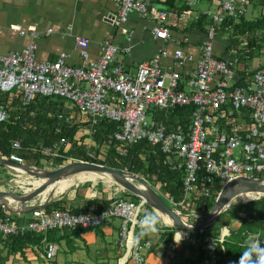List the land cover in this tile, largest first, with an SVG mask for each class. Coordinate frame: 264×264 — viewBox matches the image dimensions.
Masks as SVG:
<instances>
[{
  "label": "built area",
  "instance_id": "obj_1",
  "mask_svg": "<svg viewBox=\"0 0 264 264\" xmlns=\"http://www.w3.org/2000/svg\"><path fill=\"white\" fill-rule=\"evenodd\" d=\"M114 1L118 4L117 13L105 17L118 26L127 24L132 14L144 16L150 10L149 0ZM201 1L189 0L188 3L196 5ZM250 5V0H219V10L200 12L209 15L213 23L199 47L200 56L195 68L187 79L183 78L181 69L193 61L194 56L181 47L173 51L171 63L164 62L169 50L162 48L150 59L138 63L135 72H131L120 60V48L111 38L104 40L101 54L91 59L89 39L77 37L85 64L76 66L68 62L69 54L65 51L55 60L39 59L35 41L41 35L39 29L35 25L26 28L19 24L11 25L20 34L30 33L34 40L19 51L0 53V97L15 90L21 91L23 106H28L39 95L61 97L71 101L82 115L91 119L92 128L88 127L90 133L99 121L111 119L121 124L114 136L121 144L134 145L145 140L161 145L169 155L173 169L183 170L181 199L174 200L162 194L184 219L198 223L206 215L194 206L200 188L201 195L209 199L218 181L223 182L224 186L227 181L237 177H257V174L264 172V65L248 74L251 79L245 84H238L235 69L238 58H218L215 50L219 26L228 15L237 20L246 16ZM200 13L195 14V18ZM168 17L167 9L159 11L156 23L151 28L155 38L165 41L171 38ZM122 30L127 33L128 42H131L133 32L126 27ZM52 31L49 28L46 34ZM130 49L131 46L123 50ZM182 84L184 86L181 88ZM185 105L196 107L189 126L185 128L179 124L170 128L160 112ZM243 109L249 110L250 122L240 115L232 129L221 126L220 120L227 116L235 120V115L241 114ZM56 115L60 121L73 120L62 109ZM10 119L8 105L2 99L0 122ZM62 145L68 148L63 139L53 148L31 147L27 150L52 158L55 166L63 160H82L67 156L61 151ZM12 147L15 151L8 158L24 164V156L19 153L23 149L21 141L13 140ZM19 186L32 189L34 181L26 179ZM121 191L124 189L116 188L117 193ZM259 197L254 195L252 198ZM111 199L109 206L92 214L61 209L48 212L44 206L45 200H41L32 210L31 219L14 220L12 216L0 215V236L25 231L93 228L119 218L120 243L125 249L123 257H127L124 264H176L169 260L151 261L148 254L153 249L152 238L142 242V236L135 233L137 228L151 226L148 218L151 209L148 205L142 199L136 202L124 196ZM230 234L226 225L217 236H196L176 231L175 239L179 241L177 243L187 241L189 245L202 247L204 255L196 264H218L221 255L226 253L224 242ZM252 242L264 247L257 236ZM59 249L58 243H49L45 249V259L53 260Z\"/></svg>",
  "mask_w": 264,
  "mask_h": 264
},
{
  "label": "trees",
  "instance_id": "obj_2",
  "mask_svg": "<svg viewBox=\"0 0 264 264\" xmlns=\"http://www.w3.org/2000/svg\"><path fill=\"white\" fill-rule=\"evenodd\" d=\"M175 2L176 0H166L165 5L170 9L175 8ZM250 2L255 5L264 6V0H250ZM176 10L180 13V9ZM212 23L209 15L200 13L198 18L192 20L190 28L202 30L206 35ZM177 29L180 28L176 26L172 27L174 31H177ZM261 29H264V15L252 20L247 19L246 16L237 20L228 15L218 28L216 40L220 36L227 35L229 42L228 50H234L235 52H231L232 56L238 58L239 62H243L247 59H253L255 57V50L264 43V36L257 34L258 30ZM244 43L247 45L244 46ZM217 57L223 58L219 54H217ZM252 73L253 71H248L244 75L248 76V74ZM247 81L240 79L238 84H245ZM183 86L184 84L181 85V88ZM65 101L61 97L39 95L28 106H23L21 102L13 103V109L10 108L12 113L10 121L0 122V156L8 158L15 151L12 147L13 140L19 139L23 145V149L19 150V153L24 156V163L26 165L39 166L44 159V155L36 151H28L27 148H53L64 139L67 142L68 148L62 145L61 151L66 153L67 156L93 162L100 160L99 163H103L109 167L139 174L152 185L160 186L163 191L162 193L168 198H173L174 200L181 199L183 194V170L173 169L169 163V155L162 150L161 145L152 144L145 140L134 145L121 144L114 138L115 133L120 129V123L111 119L99 121L93 126L91 133L83 134L82 128H92L89 117H86L87 119L79 117L71 122L60 121L58 119L56 113L60 109H65ZM195 109L194 105L177 106L169 110L166 115L164 114L163 118L172 128L179 124L187 128ZM240 115H243L246 122L251 121L249 110L243 109L241 114L235 115V120L227 116L220 120L219 123L223 128L230 130L236 126L237 117L240 118ZM88 137L92 139L93 148L96 153L95 158L88 154L90 148V144L86 142ZM0 176L8 178L7 167L0 165ZM257 177L264 178V172L257 174ZM99 184L101 187L103 186L102 183ZM222 186L223 182L218 181L213 187L214 191L212 197L209 199H205L201 195L202 189L200 188L194 206L206 214L214 205ZM73 190L79 191V187ZM129 195L131 200L136 202L140 200V197L132 193ZM84 202L82 207L73 206L71 204L73 201L68 196H62L48 202L46 210L52 212L55 209H61L74 213L85 212L92 214L96 212L95 209L91 208L92 205H97V211H100L111 203L110 200L100 197L85 198ZM152 212L155 218L149 219L151 226L143 229L137 228L136 232L142 235V242L153 235L158 236L159 239L153 244V248L162 242L166 244V247H169L174 241L176 229L169 225L160 227L158 215L153 210ZM0 215L12 216L14 220L25 219V215L12 213L3 207H0ZM225 215L226 217L222 218L223 220L219 219L223 216L220 215L206 231L193 233V235L217 236L220 234L222 227L233 223V228L229 226L231 234L224 242L226 253L221 255V260L218 264H238L241 255L249 247L255 236L259 237V240L264 245V195L246 202L234 204L233 209L227 210ZM100 226L93 228L75 227L64 229L63 231L59 229H49L45 232L25 231L6 237L0 236V243L7 250L4 256H0V264H7L8 255L17 254L18 252L23 253L29 246H37L46 252L45 249L49 243L60 244L62 241H65L66 244L74 248L72 244L75 238H80L83 233L98 229ZM99 233L104 236L101 231ZM166 237L168 238L166 239ZM190 246L193 251L196 249L195 246ZM196 252V257L192 256L176 264H196L197 260L203 257L204 251L202 247H198Z\"/></svg>",
  "mask_w": 264,
  "mask_h": 264
},
{
  "label": "crops",
  "instance_id": "obj_3",
  "mask_svg": "<svg viewBox=\"0 0 264 264\" xmlns=\"http://www.w3.org/2000/svg\"><path fill=\"white\" fill-rule=\"evenodd\" d=\"M165 1L166 0H149L150 10L146 15L140 16L138 14H132L127 24H124V26H118L113 24L105 17V15L113 16L117 13L118 4L114 0H0V53L19 51L34 40L30 33L20 34L17 30L13 29L11 25L19 24L25 28L29 25H35L41 32V35L35 39L37 43V56L41 60H55L62 51H65L69 54L68 62L70 64L82 66L85 64V61L80 54V48L76 41L77 37L89 39V51L91 59H95L101 54L104 40L106 38H111L120 48V60L123 62L125 68L131 72H135L138 63L150 59L162 48H167L169 50V56L164 59V62L171 63L173 60V51L176 48L181 47L186 52H189L194 56V60L181 69L183 78L187 79L194 70L195 64L200 56L199 47L206 39V35L204 32H202V30H193L190 28V24L197 13L205 10H219V0H203L196 5L189 4V0H176L175 8L171 9L165 5ZM162 9H167L169 12L168 24L171 31V38L166 41L155 38L151 33V28L156 23L158 13ZM176 9H180V13ZM174 26L177 28L179 27L180 29L174 31L172 30V27ZM124 27L133 32L131 42H128L127 33L123 32L122 30ZM49 28H52L53 31L50 34H46V30ZM215 44L217 54L228 59L234 57L232 56L231 52L235 51L228 50L229 42L227 35L220 36L219 39L215 41ZM130 46L131 49L129 51L123 50L124 48ZM262 64L263 63L260 60L254 62V58L251 60H244L243 62L238 61L235 64V69L237 72L236 79L238 80L237 82H239L240 79L249 81L251 79V75L247 76L244 75V73H247L248 71H254ZM22 96L23 95L21 91L15 90L6 94V96H1V99L7 103L9 112L11 113V109H13V103L15 104L21 102L22 104ZM62 112L68 116H71L73 120L79 117L87 119L80 111H78L75 105L68 100L65 101V109H62ZM167 113L168 110L160 112V116L164 121L165 119L163 116H165ZM166 124L168 125V123ZM82 129H84L83 134H88L90 132L89 128ZM86 142L90 144L88 154L91 156V150H93L92 139L88 137ZM44 161H46L48 164V166L45 168H43L44 166H41L42 162ZM68 161L72 160H63L61 164ZM42 162L39 166H31L43 169H52L56 167L52 158L44 156ZM18 175L14 173L11 175L10 170L8 169V178H2L0 176V187L6 189L7 186L11 184L19 186L27 179L20 174ZM34 183L39 184L41 182L40 180H36ZM112 185V183H110V185H103V188L99 186V183L94 185L92 184V187H85L83 185L85 188L82 186L79 188V191H76L77 189L73 190L69 193L68 197L73 201V203H71L73 206L81 207L82 204L85 203V198L100 197L111 201V198L119 193L115 192L114 195H108L107 191H111ZM41 200H45L44 206L46 207L48 202L54 200V198H51L48 195L46 197H40L33 200L23 208L33 210L38 204H40ZM92 207L98 206L92 205L91 208ZM95 210L97 211V208ZM28 213L30 214L20 215H25V219H31L32 211ZM120 229L121 219L113 218L107 223L98 227V229L85 232L80 238H75L72 244L74 248H72L71 245L66 244L65 241H62L60 244H58L60 247L62 245L68 246L70 248V252L74 255H83V257H86L85 247L81 242H84L85 245H89V243H94L99 238L104 243H110L113 239H115V237L118 238ZM99 231H101L104 236L100 235ZM135 233L138 232L135 231ZM150 238H152L154 243H156V241L159 239L156 235H153ZM116 242L118 243L117 249L120 247L122 250H124L120 240ZM173 242H175V244ZM173 242L168 248H166L165 243H160L150 251L148 258L151 261L174 260L175 257L173 258L171 246H173L174 249H177V253L174 250L177 256L181 255L186 259L192 256H197V247H195L196 249L193 251L191 247H180L183 243H177L175 240ZM160 246H163L165 255L160 253ZM166 249L168 250L166 251ZM44 253L45 252L37 246H29L24 250L23 253L18 252L17 254L8 255V264H57L51 261H54L58 254L53 260L47 261L44 257ZM128 264L133 263L129 262Z\"/></svg>",
  "mask_w": 264,
  "mask_h": 264
},
{
  "label": "water",
  "instance_id": "obj_4",
  "mask_svg": "<svg viewBox=\"0 0 264 264\" xmlns=\"http://www.w3.org/2000/svg\"><path fill=\"white\" fill-rule=\"evenodd\" d=\"M0 165L29 180H40L41 182L39 184L34 183L32 189H23L21 187L22 192L0 188V194H10L16 197L14 200H0V207L17 214H25L32 211L23 207L37 198L46 197L50 188H53L59 181L82 173L106 174L113 185H117L125 191L140 197L148 206L153 208L158 216H161L160 213H162L169 217L171 220L170 223H167L169 226L177 231L189 233L206 231L224 211L228 210L235 198L245 194L264 195V178L249 175L237 177L224 184L214 205L200 222L190 223L167 202L165 196L157 188L148 183L143 177L99 162L73 160L52 169H43L31 165L18 164L9 158L0 156ZM252 199L250 198L247 201Z\"/></svg>",
  "mask_w": 264,
  "mask_h": 264
},
{
  "label": "rangeland",
  "instance_id": "obj_5",
  "mask_svg": "<svg viewBox=\"0 0 264 264\" xmlns=\"http://www.w3.org/2000/svg\"><path fill=\"white\" fill-rule=\"evenodd\" d=\"M263 15H264V6H259V5H255L254 3H252L249 6L246 18L249 19V20H252V19L259 18V17H261ZM257 34L259 36H264V29L258 30ZM243 45L245 46L247 44L244 43ZM257 60H260L264 64V43L260 47H258V49L255 50L254 62H256ZM91 152L96 157V153H95V149L94 148H93V150H91ZM41 166H44L43 168H45L46 166H48V164H47L46 161H44V162H42ZM47 168H50V167H47ZM10 173H11V175L13 173L15 174V172H13L11 170H10ZM136 175H138V174H136ZM76 177H78V176H73L74 183H75L73 186L64 187V188L58 190L56 193L54 191H52V192H50L47 195L49 197H51V198L56 199V198H59V197H62V196H68L69 193L72 192L73 189H75L76 187L80 188L83 185H86L85 187H88V186L92 187V184L94 185V184H97V183H102L103 185H110V183H111L109 179H97L95 181H90V180L80 181L79 178H76ZM31 181H33V180H31ZM99 186L101 187L100 184H99ZM153 186L155 188H157L161 193L163 192L160 186L159 187L157 185H153ZM111 187H112L111 191H107L108 195H110V194L114 195V193L116 192V188L118 186L117 185H114V186L112 185ZM0 188H3V187H0ZM102 188H103V186H102ZM6 189L7 190H12V191H17V192H22L21 187L18 186V185L15 186V184H11V185L7 186ZM129 194L130 193L128 191H121L118 194H116V196H124L126 198H129L130 197ZM242 202H245V201H243L240 197L235 198L233 200L232 205L228 208V210L229 209H233L234 204L242 203ZM152 210L153 209H151V214H150L151 216L150 217L148 216L149 219H151V218L154 219L155 218ZM226 211H224L221 214L223 216L219 218L220 220H223L222 218L226 217V215H225ZM25 214L28 215L30 213H25ZM159 218H160V220H158L159 225H161V226H163V224L167 225L166 224L167 222H166L165 218H163V219L161 217H159ZM229 226H230V228H233V223H230ZM120 232H121V229H120ZM119 236H120V234L118 235V238L115 237V239H113L110 243H107V242L104 243L99 238H98V240L96 242L89 243V245H85L84 242H81L83 244V246L85 247L86 257H83V255H81V256L74 255V254H72L70 252V250H69L70 248L68 246L62 245L60 247V251H59L56 259L54 261H51V262H54V263H57V264H121L122 261H123V258L125 257V256L123 257L125 249L122 250L120 247L117 249L118 243L116 241L120 240L121 236L120 237ZM167 238L168 237H166V239ZM173 243L175 244V242H173ZM182 243H183L182 246H180L182 248L191 247L187 243V241H184ZM163 244H164V242H163ZM176 245H178V244H176ZM89 246H90V248H89ZM166 248H168V247H166ZM160 249H161L160 253H163V255H165L164 251H163L164 250L163 246H160ZM167 250L168 249H166V251ZM174 250L177 253V249L176 248L174 249V247L171 246V252H172L173 258L175 257V259L173 260L172 258L167 257V258L172 259V260H169V261H174L176 263L183 262L186 258H184L181 255L177 256V254L174 252ZM6 252H7L6 248L4 247V245L2 243H0V256H4L6 254ZM118 256H121L122 259L120 260L121 257L119 258ZM7 264H8V262H7Z\"/></svg>",
  "mask_w": 264,
  "mask_h": 264
},
{
  "label": "bare ground",
  "instance_id": "obj_6",
  "mask_svg": "<svg viewBox=\"0 0 264 264\" xmlns=\"http://www.w3.org/2000/svg\"><path fill=\"white\" fill-rule=\"evenodd\" d=\"M75 176H78L76 178H79L80 181H87V180H90V181H95L97 179H109V176H107L106 174L104 173H82V174H78V175H75ZM75 183H74V178L72 176V178H67L65 180H62V181H59L57 184H55L53 186V188H50V192L54 191L55 193L60 189V188H63V187H71L73 186ZM48 193V194H49ZM254 196V194H245V195H242L240 196V198L243 200V201H247L248 199L252 198ZM56 197V196H55ZM16 197L13 196V195H10V194H0V200H14ZM160 215L166 219V222L167 223H170L171 220L169 217H167L166 215L160 213ZM127 257H124L123 258V261L121 264H124L125 261H126Z\"/></svg>",
  "mask_w": 264,
  "mask_h": 264
},
{
  "label": "clouds",
  "instance_id": "obj_7",
  "mask_svg": "<svg viewBox=\"0 0 264 264\" xmlns=\"http://www.w3.org/2000/svg\"><path fill=\"white\" fill-rule=\"evenodd\" d=\"M174 240L177 241L175 238ZM238 264H264V247L256 242H251L249 247L241 255Z\"/></svg>",
  "mask_w": 264,
  "mask_h": 264
}]
</instances>
